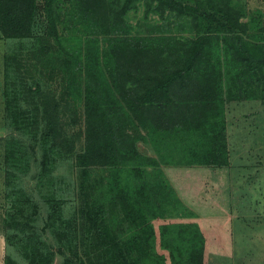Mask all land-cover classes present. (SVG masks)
<instances>
[{
    "label": "trees",
    "instance_id": "trees-1",
    "mask_svg": "<svg viewBox=\"0 0 264 264\" xmlns=\"http://www.w3.org/2000/svg\"><path fill=\"white\" fill-rule=\"evenodd\" d=\"M232 1L146 0V14L189 18L194 35L179 43L121 34L135 0H0V38L16 42L0 73L9 129L0 138L10 201L3 226L27 264H207L214 250L194 241L197 230L176 245L182 226L166 220L184 217L186 207L168 178L139 169L134 139L152 127L173 162L204 166L192 173L216 174L226 193L233 179L256 177L240 173L259 169L251 161L231 171L226 106L264 102V35L247 33ZM61 159L74 167L75 205L68 216L65 200L43 195L39 233L37 194L19 181L35 166L40 192ZM169 191L174 199L164 200ZM220 229L210 224L206 240L218 246Z\"/></svg>",
    "mask_w": 264,
    "mask_h": 264
},
{
    "label": "rangeland",
    "instance_id": "rangeland-1",
    "mask_svg": "<svg viewBox=\"0 0 264 264\" xmlns=\"http://www.w3.org/2000/svg\"><path fill=\"white\" fill-rule=\"evenodd\" d=\"M145 1L146 0H135L136 7L130 10L125 16V23L129 26V30L121 34L147 36L148 38L158 37L165 41L172 40L173 42L177 41L179 43L186 42L191 35H194L188 28L189 18H173L174 16L171 14H174V12L172 13L168 9L163 8V16H160L155 10L146 14ZM232 2L234 13L237 14L238 20L247 24V33L253 37H256L258 34L264 35V30L262 31L261 28L264 26V0H233ZM154 4L155 2L153 5ZM37 28L41 27L37 26ZM15 43L14 39L0 38V73L3 69V56L5 53L13 50ZM222 52L223 50L221 49L219 54L221 55ZM223 59V56H221L219 60V62L222 63V70H220L221 82L218 84L222 89L225 88V74L223 72L226 71V69H224L226 65ZM214 63V65L217 66V60H215ZM167 66H170L169 63ZM227 66L230 69H234L236 63L233 62ZM232 102L234 101L231 100L227 102V106L230 105L226 108L228 113L227 116L234 121L233 132L234 135H238V137H231L232 131L228 130L227 125L225 132L227 133L229 131L228 139L231 142H236V146H233V150H236L235 153L233 152V158L236 159L237 156L238 158L234 160V162L241 165L244 161H251L258 165L259 169L254 172L250 170L241 171V169H239V171H241L240 173L251 172L254 173L256 177L249 181H244L243 178L233 179L229 182V193H226L224 192V187L223 191L220 189L222 180L220 179L217 181L215 178L216 174L198 178V173L193 174L192 171H189L187 177H189L190 180L185 181V187L180 186V189L184 188L182 191H178L182 193V196L187 193L184 198L185 203H182L187 211L182 210L184 214L182 218H167L166 221H172V223H174V230L178 229V226H182L178 229V231H181V234H176L174 237L177 246L181 247L180 241L182 237L186 239L192 238L194 229L197 230V234L199 235L194 241L198 240V244H202L203 241L210 242L211 245H209V243L205 245L204 250L208 251L207 248L210 247L211 250L214 251H212V253H210L211 255L208 257L206 256L207 258L205 261H207V264H264V167L259 166V164L264 163V102H261L259 99L243 100L236 106H232ZM242 104L245 107L242 108L240 106ZM2 114V76L0 74V138L7 135L9 131L5 126ZM147 120L150 121L149 117ZM152 123H155V120ZM142 131L143 132L139 135L135 133L134 139V144L140 153V159L138 161L142 164L139 169H146L149 172H154V179L158 182H160V180L167 182V178L169 182L171 180L174 182V176L171 178V173L166 169L170 156L167 154L164 148L165 145L159 139L157 132L152 130V127L148 132H146L145 129ZM228 143L231 148L232 143ZM1 154L2 146L0 143V264H5L7 259L14 260L17 264H27L24 258L19 254L17 248L9 244L6 239L7 231L3 226V217L10 201L5 197L9 189L4 184V177L6 175L4 169L6 168ZM71 165V162H67L65 159L58 161L55 174H52L51 178H48L49 180H43V187L40 192L37 186V192L34 190V186L38 181L35 166H31V169H29L26 175L22 176L19 181L23 188L32 191L34 195L37 194L36 197H34L35 199L37 198L39 202V212L41 213L37 218L38 225L36 226L39 233L40 226L42 225L41 217L44 216L45 207H47L42 199V197H44L43 195L48 196V194L54 193V196L57 198L65 200V215L69 216L72 212L75 205V172L74 167ZM200 167L203 168L204 166ZM174 172L177 173L178 170ZM182 178H185V176H178L177 182H180ZM200 181L202 183H200ZM176 186L179 187L178 185ZM215 187H217V189H215ZM192 193L204 197L201 198V201H199L200 199L197 200L194 198V200H197L194 203L188 197L189 195L192 196ZM173 194V191H169L163 199L166 200L167 198L168 201V197L170 196L173 200ZM230 194L231 196H239L241 199L240 202L235 205L236 209L232 207L229 208L228 210L233 212L229 215L225 213V217H212L215 208H219V206L224 211L227 210L226 204L219 201V197L224 196L228 200L227 195ZM178 197L180 199L179 195ZM234 214H237L238 217L235 220ZM220 220L222 221L220 222ZM164 222V220H157L155 224L156 228L159 225L163 226ZM210 224L221 225L220 232L223 235L218 246L215 245V241L206 240L208 239V232H206V229L209 228ZM184 231L187 233H184ZM217 248H222L225 254L216 252L215 249ZM159 249H162V247ZM217 253L219 254L216 255ZM61 261L62 258L56 257L53 264H60ZM168 264H171L170 261Z\"/></svg>",
    "mask_w": 264,
    "mask_h": 264
},
{
    "label": "crops",
    "instance_id": "crops-1",
    "mask_svg": "<svg viewBox=\"0 0 264 264\" xmlns=\"http://www.w3.org/2000/svg\"><path fill=\"white\" fill-rule=\"evenodd\" d=\"M239 102H232V106H236L237 104H238ZM230 105H228L226 108H228ZM231 106V107H232ZM242 108L243 107H245L243 104L242 105H240ZM251 114V113H250ZM171 115V114H170ZM226 115H228V113H227V110H226ZM155 116H156V114L155 113H152L151 115H150V121H154L155 120ZM172 116V115H171ZM182 118H184V116L182 115L181 116ZM227 121H228V123H227V126H228V130H231L232 131V134H231V137H238V135L237 136H235L234 135V132H233V120L232 119H229L228 118V116H227ZM236 124V123H235ZM229 132V131H228ZM228 132H227V134H228ZM158 133V132H157ZM159 134V133H158ZM160 135V134H159ZM166 141V140H165ZM228 142H230V143H232V146H231V148H230V146H229V150H230V153L231 154H233V152L235 153L236 152V150L234 151L233 150V146H236V142H234V141H230L229 139H228ZM170 144H168V146H169ZM167 146V145H166ZM237 158H238V156H237ZM236 158V159H237ZM235 158H233V155H232V158H231V163H230V167H231V171H234L235 169L236 170H238L239 168H240V166L241 165H239L238 163H235L234 162V160H236ZM242 164V163H241ZM198 169V168H202V167H197V166H195V165H191V166H189V165H185V164H179V163H176V162H173L172 161V158H170L169 160H168V167L166 168L170 173H171V178L174 176V182H173V180H171L170 182H171V184H172V186L173 187H175V189L177 190V194L180 196V201H181V204L182 203H185V200H184V198H185V195L187 194H183V196H182V193H179L178 191H182L184 188H181L180 189V186H183V187H185L184 185H186V183H185V181H189L190 180V178L189 177H187L188 176V173H189V171H192L193 169ZM203 168H205V167H203ZM175 170H178V172L177 173H175L174 171ZM179 171H181V172H179ZM178 176H181V177H184L185 176V178H182L181 179V181L180 182H177V177ZM168 177V176H167ZM176 177V178H175ZM222 180V179H221ZM176 185H178L179 187H177ZM179 189V190H178ZM228 196V200H227V198L226 197H224V196H221V197H219L220 199H219V201H221L222 203H225L226 204V206H227V210H223L218 204V206H219V208H215V211H214V215L212 216V217H218V218H220V217H225V213L227 214V215H229V214H231L232 212H230V210H228L229 208H234V209H236V207H235V205L237 204V203H239L240 202V197L239 196H231V194L230 195H227ZM190 199H191V201L192 202H196L198 199H200L199 201H201L202 199V197H204V196H200L199 194H196V195H194L193 193H192V196L191 195H189L188 196ZM194 198L195 199H197V200H194ZM235 215V214H234ZM236 218H238L237 217V214L235 215V217H234V220L236 219Z\"/></svg>",
    "mask_w": 264,
    "mask_h": 264
}]
</instances>
